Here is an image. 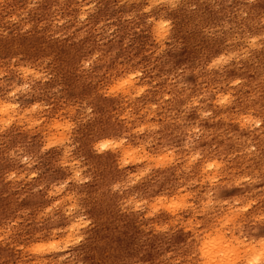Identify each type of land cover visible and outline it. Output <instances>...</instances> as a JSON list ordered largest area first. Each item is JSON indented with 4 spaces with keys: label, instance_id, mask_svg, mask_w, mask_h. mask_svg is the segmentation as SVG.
<instances>
[{
    "label": "rangeland",
    "instance_id": "obj_1",
    "mask_svg": "<svg viewBox=\"0 0 264 264\" xmlns=\"http://www.w3.org/2000/svg\"><path fill=\"white\" fill-rule=\"evenodd\" d=\"M216 234L264 240V0H0V264H210Z\"/></svg>",
    "mask_w": 264,
    "mask_h": 264
},
{
    "label": "bare ground",
    "instance_id": "obj_2",
    "mask_svg": "<svg viewBox=\"0 0 264 264\" xmlns=\"http://www.w3.org/2000/svg\"><path fill=\"white\" fill-rule=\"evenodd\" d=\"M117 146H119V145L118 144L114 145V143H112L110 141H105L99 145V148L103 147V148L115 149V147H117ZM109 156L112 157V155H109ZM109 156H105V157L110 159ZM257 229H259V228H257ZM263 239H264V237H263ZM230 245H231V243H227L225 241V238L221 234H216L214 236V238L208 239L204 243L202 250H203V253L206 254V256L208 258V262L210 264H234L236 259L240 258V252L237 251L236 248L234 250H232V248H231L232 246H230ZM233 251H234V253H236V257L233 259V262H232L230 259V256H231V253ZM247 253H248V257H247V263L246 264H264L263 263V260H264V240L261 241V245H259L258 248H257V245H252L251 248L247 250Z\"/></svg>",
    "mask_w": 264,
    "mask_h": 264
}]
</instances>
